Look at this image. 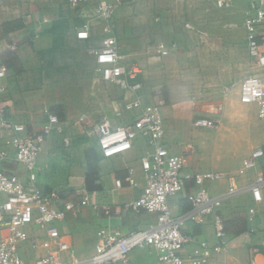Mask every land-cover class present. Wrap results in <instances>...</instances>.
<instances>
[{
  "label": "crops",
  "instance_id": "1",
  "mask_svg": "<svg viewBox=\"0 0 264 264\" xmlns=\"http://www.w3.org/2000/svg\"><path fill=\"white\" fill-rule=\"evenodd\" d=\"M99 1L90 0L93 4ZM248 3L249 0H233L231 7L218 9L216 0H121L112 20L122 60L136 64L142 70L145 104L154 102L158 90L165 98L162 114L169 151L178 154L191 151L187 166L182 171L185 188L169 198L174 213L191 207L190 196L197 189L196 173L223 171L232 174L241 189L236 195L223 200L221 213L225 219L227 245L215 255V264H248L253 248L258 249V264H264V187L262 201H256L249 188L257 173L264 172V157L258 160L256 168H243V160L249 153L264 148V145L255 147L254 141L247 140L248 145L242 150V155L235 158V150L240 145L237 143L239 138L231 133V129H223L216 139L206 136L210 129L219 130L224 118L232 119L235 130L239 129L237 134H243L241 129L247 127L245 111L256 109L258 117V107L242 103L237 91L227 98L221 92L222 100L217 106L206 108L207 96L202 92L207 75L213 73L215 79L216 66H220L221 71L224 69L214 56L220 43L224 44L222 47H227L228 64L237 61L232 48L239 49L238 62L243 64L244 60L246 69L248 62L247 74H243L240 67L237 81L253 72L243 26ZM217 10L223 13L226 10L225 13L235 16V21L232 22L230 17L220 19ZM13 20H20L24 26L18 29L4 26ZM86 20L82 11L72 8L66 0H0V64H6L9 69L0 104L5 106L16 123L25 124L30 131H42L47 125L46 109L59 116V123L45 138L44 150L38 160L39 183L46 191L55 190L63 199L88 191L98 203L121 206L142 193L146 176L141 158L150 149L146 140L139 138L126 153L103 157L96 134L86 135L82 131L79 118L83 115L90 118L93 125L108 117L113 127H119L139 114V110L126 109L125 103L133 96L121 89L118 93L117 89H113L111 99H106L109 107L106 115L98 114L105 111V106L101 102L99 104V99L90 96H102L103 93L97 90V83L99 80L103 82V79L96 73L92 51L100 46L107 26L104 21H92L90 37L81 39L77 33ZM239 25L242 29L236 30ZM62 40L71 58V69L74 65L75 69H79L76 74L83 78V83L69 84L65 89L57 87L54 66L55 62H66L56 59L53 53L45 54L52 43L59 45ZM161 43L168 44V48L161 50ZM12 44H16V48H12ZM197 53H200L199 57ZM87 67H90L88 73L84 70ZM202 67H207V70H202ZM92 83L96 90L92 89ZM220 104H224L222 110L218 109ZM197 117H208L221 123L218 128L197 127L194 125ZM261 121L264 124V120ZM195 131L202 134V138L193 135ZM221 144H226L224 151ZM92 148L98 153L99 182L102 185V189L96 192L87 190L85 180L88 154ZM130 169L138 183L136 186H130L126 181ZM116 179L123 180L122 187L116 185ZM205 186L211 194L221 196L227 193L229 182L227 179L210 180ZM156 220L155 213L123 209L120 213L107 215L92 205L70 211L60 223L71 243L64 258L68 261L90 258L95 253L98 231L103 227L128 234L133 230L148 229ZM28 229L36 232L34 226H28ZM184 233L194 240L205 239L211 244L218 241L213 215L189 223ZM193 247L194 242H189L183 253H189ZM38 253L28 246L23 248L27 264H33ZM156 263L157 252L152 247L137 248L130 254V264Z\"/></svg>",
  "mask_w": 264,
  "mask_h": 264
},
{
  "label": "built area",
  "instance_id": "2",
  "mask_svg": "<svg viewBox=\"0 0 264 264\" xmlns=\"http://www.w3.org/2000/svg\"><path fill=\"white\" fill-rule=\"evenodd\" d=\"M74 9L82 11L87 20L77 35L81 39L90 37L92 21H104L106 34L99 47L93 49L96 73L106 83L117 85L125 93L133 96L125 103L128 110H139L137 117L129 123L113 127L108 117L101 118L95 125L86 115L79 118L82 131L86 135L97 136V145L103 157L124 154L133 147L135 140L144 138L149 151L141 158L146 176L145 187L136 199L123 203L101 204L92 198L90 192L76 194L63 199L57 191H46L39 183L38 160L44 150L45 138L52 133L58 115L46 109L48 123L42 131H30L23 123H16L0 104V264H27L23 248L39 251L33 264H130V254L134 249L152 247L157 252L156 264H215V255L227 245L225 219L221 213L223 200L236 195L241 190L232 174L223 171H204L194 175L197 189L190 196L191 207L174 213L169 198L185 188L182 175L191 151L171 153L165 140L162 108L166 105L160 90L155 92L154 102L145 104L143 99L142 70L136 64L122 60L118 38L114 34L113 17L121 0H100L93 4L90 0H66ZM218 7L227 8L233 0H216ZM243 26L250 60L251 74L241 81L232 82L222 88V95L230 97L238 91L244 104H255L258 117L264 120V0H249L245 9ZM16 48V44L11 45ZM168 44H160V49ZM8 66L0 64V95L4 93V80ZM224 104L218 106L219 110ZM220 121L208 117H197V127L218 128ZM264 157V148L254 149L243 160V168L254 169L258 160ZM227 179L229 189L225 195L215 196L205 186L206 181ZM126 181L130 186L138 183L130 169ZM118 187L122 179H116ZM264 172L257 173L249 185L256 201H262ZM94 206L104 214H117L124 210L146 211L157 215L156 223L148 229L133 230L123 234L117 229L103 227L98 231L95 253L88 259L70 261L64 254L71 243L60 223L70 211ZM254 212V209L250 210ZM207 215H213L217 243L205 239L194 240L184 233L189 223L199 222ZM28 226H34L32 233ZM194 247L183 253L189 242ZM258 249L251 250L248 264H258Z\"/></svg>",
  "mask_w": 264,
  "mask_h": 264
},
{
  "label": "rangeland",
  "instance_id": "3",
  "mask_svg": "<svg viewBox=\"0 0 264 264\" xmlns=\"http://www.w3.org/2000/svg\"><path fill=\"white\" fill-rule=\"evenodd\" d=\"M218 9H221L220 7H217ZM226 10H224V13L223 11H218L217 10V14L219 16L220 19H225L230 17V20L233 22L235 21V16L233 15H229L227 13H225ZM235 29L239 30V29H242V26L239 25V27H235ZM245 40V39H244ZM61 42H64L63 40L59 42V45H55V43H52V46H50L49 48V51L47 50L45 52L46 55H51L53 53L54 57H56V59H60L66 63H63V62H55L56 63V72L57 75L54 76L55 79H56V82H57V87L59 88L62 87L63 89H65L67 86H69V84H81L83 83V78H80L78 74H76L79 69H75V66L74 65H71L72 66V69L69 65V60H71V58L69 59L68 57V53H67V49L65 48V45ZM224 44L223 43H220L218 44V48H216V54H212V57L213 55L216 56L215 57V61H220L222 63V67H224V69L221 71L219 68L220 66H216V72L215 73V76L216 78L214 79L212 77V74L213 73H209L207 76L209 77L211 75V77H207V79L204 80L205 84L204 85V88H203V91L206 96H207V99L205 100L206 104H205V107L206 108H210L212 106H217V103H219L222 98H221V92L222 90L220 89L223 88L225 85L229 84V83H232V82H238L237 80L239 79V76H238V73L240 71V67H242V70H243V74H247L248 72V62H247V69H246V65H245V61L242 60V63L243 64H240L239 61V49H233L232 48V54L233 56L237 59V61H234L233 63L231 64H228V61L230 60V57L228 55V50H227V47H222ZM66 49V50H65ZM66 52H65V51ZM236 52V54H235ZM243 54V52H242ZM196 56H200V53H197ZM218 61V62H219ZM210 67H211V64H210ZM85 72H89L90 71V67H87V69H84ZM202 70H207V67H202ZM77 71V72H75ZM73 72V74H72ZM237 75V76H236ZM115 86V87H114ZM110 85V84H107L105 83V81H100L97 83V87L99 89V91H101L103 94L102 96H90V98L92 99H99V104L100 102L105 106V111H101L100 113H98L99 115H106L105 112L106 110L109 108L106 104V99H111V95H112V91L113 89H117V93H118V90H120V88L116 85ZM92 89L96 90L95 89V84L92 83L91 85ZM103 97L102 100H100V98ZM116 98V96L114 97ZM93 104H95V102H93ZM211 105V106H210ZM210 106V107H209ZM245 122L247 123V127L246 129H241V132H244L243 134L242 133H238L239 135H242V136H239L237 134V132L239 131L238 130H235L234 128V124L232 121V119H228V118H224L223 120V124L221 126V128L219 130H212L210 129V133L207 134L206 136L207 137H210L209 139L211 138H218L219 134L222 132L223 129L226 128V130H230L231 133H235L233 135H235V137H238L239 140H238V144L240 145L239 147L236 148V152L235 153V158L237 157H240L242 155V150L248 145L247 144V140L250 142V140L254 141V146H263L264 145V124L262 123L263 121H261L260 119H258L257 117V113H256V109H254V111L250 112L249 110H246L245 111ZM76 122V121H75ZM251 127V128H250ZM250 131L249 135L248 132ZM193 135H196L198 138H202V134L200 135L197 131L193 132ZM226 144H221L222 146V150L224 151L226 149L225 147ZM232 145H235V143H232ZM242 145V146H241Z\"/></svg>",
  "mask_w": 264,
  "mask_h": 264
},
{
  "label": "trees",
  "instance_id": "4",
  "mask_svg": "<svg viewBox=\"0 0 264 264\" xmlns=\"http://www.w3.org/2000/svg\"><path fill=\"white\" fill-rule=\"evenodd\" d=\"M6 28L18 29L24 26V23L20 20H13L4 24ZM59 117V116H58ZM86 187L91 192H96L102 189V185L99 182V159L97 151L92 148L88 154V171L86 173Z\"/></svg>",
  "mask_w": 264,
  "mask_h": 264
}]
</instances>
